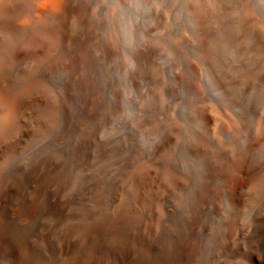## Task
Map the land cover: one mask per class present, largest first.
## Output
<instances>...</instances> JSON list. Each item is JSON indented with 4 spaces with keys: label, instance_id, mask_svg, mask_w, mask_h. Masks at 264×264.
<instances>
[{
    "label": "rangeland",
    "instance_id": "rangeland-1",
    "mask_svg": "<svg viewBox=\"0 0 264 264\" xmlns=\"http://www.w3.org/2000/svg\"><path fill=\"white\" fill-rule=\"evenodd\" d=\"M153 7L0 134V264H264L262 49Z\"/></svg>",
    "mask_w": 264,
    "mask_h": 264
},
{
    "label": "bare ground",
    "instance_id": "bare-ground-1",
    "mask_svg": "<svg viewBox=\"0 0 264 264\" xmlns=\"http://www.w3.org/2000/svg\"><path fill=\"white\" fill-rule=\"evenodd\" d=\"M160 5L167 6L166 10L179 5L178 10L200 27L217 20L220 32L228 31L239 50L250 36L253 45L249 49H262L264 56V0H0V134L19 126L35 102L40 109L37 90L54 95L50 87H44L49 71L66 64L81 66L89 45L77 43L80 37L99 35L103 40L99 54L107 56L114 48L116 51L117 37L130 40L145 11ZM138 51L136 55L141 54L140 47ZM261 79L264 81V74ZM29 93L32 104L20 103ZM6 150L0 147V159ZM12 212L30 215L26 209Z\"/></svg>",
    "mask_w": 264,
    "mask_h": 264
}]
</instances>
